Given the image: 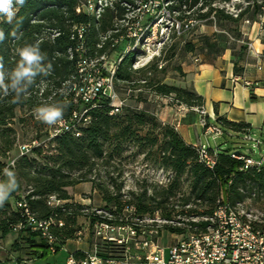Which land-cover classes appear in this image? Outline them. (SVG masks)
<instances>
[{"label": "trees", "instance_id": "trees-1", "mask_svg": "<svg viewBox=\"0 0 264 264\" xmlns=\"http://www.w3.org/2000/svg\"><path fill=\"white\" fill-rule=\"evenodd\" d=\"M81 1L26 0L17 13V18H22L19 39L8 35L15 21L12 25L0 23L6 35L5 41L0 43V56L4 58L6 70L14 68L18 62L17 48L36 42L40 43L41 51L46 54L45 64H52L50 74L37 76L20 102H13L14 94L3 96L0 93V182L7 179L5 168L15 172L18 182L17 189L0 207V253L2 242L13 232L16 236L10 244V250H22L36 257L48 248V242L38 232L30 230L29 226L14 229L17 223L25 219L21 209L15 205L16 199L21 196L37 217H54L63 221V225L51 227L56 249L67 239L75 238L87 219L89 224L96 219L119 223L133 214L151 218L157 214L166 221L177 218L178 222H183V226L169 222L162 225L166 231L179 234L187 230H204L209 224V220L204 218L211 216L217 199L235 203L250 198L256 203L261 202L260 206L264 210V165L243 168L244 161L232 156L236 149L226 147L216 152L207 148L214 158L213 166L208 167L199 161L197 146L187 143L174 125L162 122L153 111L121 105L117 112L111 113L113 107L106 96H97L94 105H89L74 95L73 83L80 84L78 55L97 58L111 53L116 48L112 46L111 39L121 33V29L114 31L118 28L116 19L121 18L124 12L120 0H113L112 6L104 7L100 17L95 18L85 11H76ZM167 1H170L169 8L177 10L181 16L186 11L190 12L189 16L199 18L214 13L218 25H237L244 16L254 17L257 13H264L261 9L264 0H252L237 16L212 5L227 0ZM74 24L87 25L82 36L83 51L76 49L79 39L73 29ZM107 33L109 35L102 39ZM179 37L182 36H174L172 40ZM198 40L206 50L214 46L209 35H199ZM193 47L192 43L186 44L189 50ZM244 48V45L238 48L234 60L235 70ZM162 57L134 68V52L125 54L116 66L113 86L126 84L130 89L139 91L147 88L155 95L171 96L177 103L188 107L203 106V97L192 87L162 82L157 77V72L164 71ZM159 63H162L161 66ZM45 103L68 105L63 117L65 119L73 112L81 113L86 109L79 121L73 122L79 134L68 129L48 139L50 126L46 125L44 136L47 142L40 141L29 152L19 155L18 145L25 141L17 136L14 126L16 112L32 113L34 108ZM19 120L23 121L22 117ZM215 124L223 134L228 131L243 134L250 126L220 116L216 118ZM130 147V154H124ZM238 154L244 153L238 151ZM129 155H140L143 162L169 172V180L157 184L147 183L145 179L138 191L123 193L121 164ZM12 158H15L13 165L9 164ZM84 181L91 182L101 198V209L107 215L96 214L90 211L89 205L71 200L68 187ZM51 195L62 202L51 205L48 202ZM127 207H133L132 214L126 210ZM191 217L200 219L193 220ZM73 253L76 257L80 254L79 251Z\"/></svg>", "mask_w": 264, "mask_h": 264}, {"label": "built area", "instance_id": "built-area-1", "mask_svg": "<svg viewBox=\"0 0 264 264\" xmlns=\"http://www.w3.org/2000/svg\"><path fill=\"white\" fill-rule=\"evenodd\" d=\"M112 1L82 0L77 5L76 11H85L99 18L104 7L112 6ZM139 1L145 6L149 0ZM119 4L124 12L121 18L116 19L118 28L114 31L121 29V33L111 40L112 46L116 47L126 43L123 51L118 52L115 48L111 53L102 54L97 58H87L84 54H79L77 67L80 84L77 85L74 82L72 87L74 95L89 105H94L97 96H106L113 107L111 113L117 112L123 104L114 92L113 75L117 64L125 54L134 52L133 67L137 68L161 58L165 45L174 36L191 34L206 22H211L215 31L219 30L216 27L214 13L199 18L189 16L190 12L186 11L185 15L181 16L177 10L169 8L170 1L167 0L153 3L151 9L149 7L144 10L140 9L143 5L136 4V0H130V2L120 0ZM212 5L224 8L233 16H237L242 9L241 6L234 4L233 0L223 1L220 5L214 2ZM261 9L264 11V5H261ZM244 22L248 23L249 20L245 19ZM86 28V24L73 26L79 39L77 50L84 49L82 36ZM108 35L109 33L102 39ZM244 43L249 52L258 55L252 41L246 40ZM161 64L159 63V66ZM232 80H241L247 86L251 84L250 81L239 77H233ZM184 108L205 114L203 106L183 105ZM85 112L86 109L81 113L73 112L68 119L63 118L58 125L50 126L47 138L68 129L74 130L78 135L79 131L74 127L73 122L79 121ZM201 124L208 133L215 135L222 133L218 125L208 123L205 117L201 118ZM39 144L40 141L37 139L20 143L18 153L19 155L27 153L32 146ZM197 150L199 161L212 167L214 158L208 153L207 148L197 146ZM232 156L244 161L243 168L260 164L235 152ZM14 159H10L9 164L13 165ZM169 178L170 174H166L160 182H167ZM48 202L51 205H57L62 201L51 195ZM15 205L21 209L25 219L17 223L14 229L29 226L30 230L38 232L48 242L49 250L56 251V241L51 233V227L61 226L63 221L54 217H37L29 210L23 196L16 199ZM252 207L250 198L235 203L217 199L211 216L204 218L209 220L204 230L172 233L174 239L166 244H162L159 240L161 227L158 222H161V218L157 214L153 218L133 214L119 223L96 219L89 224L87 219L85 225L77 232L75 239L81 241L90 233L92 238L89 247L79 250L80 254L77 257L74 253H69L66 264H264V227H262L264 213L258 214ZM126 210L131 214L134 211L133 207H127ZM90 211L107 215L102 209L91 208ZM163 222L172 221L163 220Z\"/></svg>", "mask_w": 264, "mask_h": 264}, {"label": "crops", "instance_id": "crops-1", "mask_svg": "<svg viewBox=\"0 0 264 264\" xmlns=\"http://www.w3.org/2000/svg\"><path fill=\"white\" fill-rule=\"evenodd\" d=\"M245 19H248L249 22H244ZM209 23V26L204 23L191 33L194 41H198L199 35H215L221 32L220 29L215 31L213 24ZM240 27L241 36H243V39L241 38L240 41L242 42L241 45H244L245 48L237 60V70L234 68V60L238 51L234 56H231L228 51L223 54H214L213 52H207L205 47L204 54L198 58L195 57V63L186 69L190 73L187 86L192 87L203 97L205 114H201L190 108L183 109L184 104L172 102L171 96L156 95L158 102L152 111L162 122L174 125L187 143L211 148L205 146L201 141L196 119H199L198 123L200 125H202V117H205L208 123L215 124L216 118L220 116L229 121L248 123L250 126L246 133L241 134L243 135L242 138L254 139L259 149L264 144V13H257L254 17L244 16ZM246 40L252 41L254 48L258 51V55H254L248 51L244 43ZM233 77L246 79L251 84L247 86L241 80L233 81ZM184 85L186 86V83ZM203 133H208L205 131L204 126ZM231 133L234 132L228 131L226 134ZM219 148L221 147L217 144L216 148L212 149L216 151ZM243 155L264 165V162H261L259 158H254L250 154L245 153ZM68 188L75 190L71 200L81 204H87L90 198L85 199L77 193L87 191L93 195L96 194V190L89 181L80 182ZM97 196L101 201L98 193ZM85 223L86 220L83 222V225ZM15 236L16 234L13 232L4 241L10 245ZM91 238V234L89 233L81 241H77L75 238L67 239L59 248H65L68 254L86 249L89 247ZM26 257L29 259V256ZM15 258L18 261H22L21 264L27 260L22 256H15Z\"/></svg>", "mask_w": 264, "mask_h": 264}, {"label": "rangeland", "instance_id": "rangeland-1", "mask_svg": "<svg viewBox=\"0 0 264 264\" xmlns=\"http://www.w3.org/2000/svg\"><path fill=\"white\" fill-rule=\"evenodd\" d=\"M252 0H233L234 4L241 6L244 9L248 3ZM260 2V0H259ZM143 3V2H142ZM160 3V0H149L147 5L141 4L139 0H136V4L143 5L141 10L146 8L151 9L152 4ZM222 4V2H218V5ZM218 7V6H217ZM224 9V8H223ZM251 10V8L249 9ZM228 23L226 25H218L216 27L221 30V32L216 33L215 35H209L210 41L214 43V46L211 50L207 49V52H213L214 54H223L224 52L228 51L231 56H234L239 46L241 45L240 39H243L241 33L240 24ZM207 26L210 23H205ZM193 35L187 34L183 35L175 39L174 41L171 40L167 42L165 45L166 49L163 53V66L164 71L157 72L156 75L162 82L176 84V85H184L189 83L190 73L187 72V68L190 65L195 63L194 58L199 57L200 55L204 54V46L201 41H194ZM192 43L194 47L192 50L186 48V44ZM126 43L119 45L116 47L118 52H122ZM140 67V66H139ZM114 92L116 94L117 99H121L123 101L122 106L128 105L132 108H146L149 111H152L157 102L158 98L156 95L148 90L147 88L142 89L141 91L135 89L132 90L126 84H119L118 86L114 85ZM172 102L176 103L173 99ZM140 105V106H138ZM17 116L14 120V126L17 131V136L20 140L27 142L30 139L37 138L39 141L47 142L44 133L46 131L47 126L41 122H35V116L33 112H24L21 110H17ZM22 117L23 121H20L19 118ZM199 119H196L199 137L201 141L204 143L205 146L216 148V145L219 144L221 148L231 147L235 148L236 150L241 151L245 154H250L254 158H259L261 162H264V144L261 145L259 149L254 141V139H244L242 138L243 135L237 133H221L215 135L214 133H203V126L198 123ZM208 144V145H207ZM131 147L124 151V154H130ZM217 151V150H216ZM215 151V152H216ZM214 152V153H215ZM122 176L124 182L123 193H128L127 191H138L140 186L145 183V179L147 183H161L160 181L163 179V176L168 174L169 172H165L160 168H154L149 163L143 162L141 160L140 155H129L126 160L122 161ZM103 173V172H102ZM87 182V181H84ZM70 189V188H68ZM71 197H73V193L75 190L72 188L69 190ZM148 191L150 192L151 189L148 187ZM77 194H80L81 197L90 200L87 202L86 205H89L92 209H101L103 207L102 202L99 200L96 194L93 195L91 192L81 191ZM79 199V197H77ZM87 201V200H86ZM253 210L258 214L264 213L262 210L260 203H256L251 199ZM90 208V209H91ZM103 211V210H102ZM175 218L172 222L173 225H180L183 226V222H178ZM190 219L198 220L199 217H191ZM264 219V216H262ZM161 231H160V242L162 244H166L171 242L174 239V236L171 232L166 231L164 229L163 220L158 222ZM1 253H0V264H21L22 261H18L15 256H22L27 259L26 256H30L25 254L22 250L21 251H13L10 250V245L5 241L2 242L1 245ZM68 256V251L65 248H59L55 252H52L48 248H45V251L42 255L39 256H30L29 259L25 260L23 264H66V257Z\"/></svg>", "mask_w": 264, "mask_h": 264}, {"label": "clouds", "instance_id": "clouds-1", "mask_svg": "<svg viewBox=\"0 0 264 264\" xmlns=\"http://www.w3.org/2000/svg\"><path fill=\"white\" fill-rule=\"evenodd\" d=\"M25 4L26 0H0V23L12 25L15 21V26L8 34L15 39L20 38L18 31L22 23V18L18 19L17 13ZM5 39V31L0 28V43ZM16 54L19 60L10 70L5 69L4 58L0 56V93L3 96L14 94V103L20 102L28 93L37 76H48L52 71V64L50 62L45 64L47 57L41 51L39 42L17 48ZM67 107L68 105L61 103H45L34 108L33 114L37 121L45 125H58L62 122ZM4 175L7 179L0 182V207L18 187L14 171L5 168Z\"/></svg>", "mask_w": 264, "mask_h": 264}, {"label": "water", "instance_id": "water-1", "mask_svg": "<svg viewBox=\"0 0 264 264\" xmlns=\"http://www.w3.org/2000/svg\"><path fill=\"white\" fill-rule=\"evenodd\" d=\"M235 153H238V150H236Z\"/></svg>", "mask_w": 264, "mask_h": 264}]
</instances>
